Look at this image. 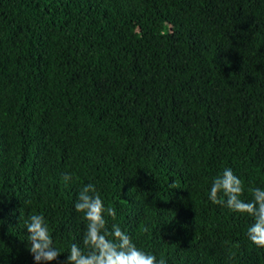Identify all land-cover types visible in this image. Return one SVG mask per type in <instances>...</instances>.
I'll list each match as a JSON object with an SVG mask.
<instances>
[{"label":"trees","instance_id":"obj_1","mask_svg":"<svg viewBox=\"0 0 264 264\" xmlns=\"http://www.w3.org/2000/svg\"><path fill=\"white\" fill-rule=\"evenodd\" d=\"M226 168L264 189V0H0V264H34L33 214L52 264L84 248L89 183L157 260L264 264Z\"/></svg>","mask_w":264,"mask_h":264},{"label":"clouds","instance_id":"obj_2","mask_svg":"<svg viewBox=\"0 0 264 264\" xmlns=\"http://www.w3.org/2000/svg\"><path fill=\"white\" fill-rule=\"evenodd\" d=\"M65 182L71 180L64 177ZM251 199L244 200V186L231 168L224 169L222 175L216 177L209 191V199L214 204H224L233 212L246 214L252 218L248 228L249 240L258 247L264 248V189L252 188ZM77 212L83 213L87 221V230L83 238V246L73 243L63 264H166L157 257L139 247L133 239L118 225L108 228L107 217H115L112 207H105L104 201L95 185L83 186L75 203ZM29 246L34 264H52L62 255L54 246L46 219L41 214L31 215L25 223ZM143 231L147 232L145 227ZM84 249H87L85 251Z\"/></svg>","mask_w":264,"mask_h":264}]
</instances>
